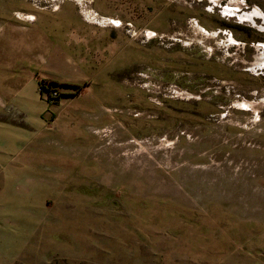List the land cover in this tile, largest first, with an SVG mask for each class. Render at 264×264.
Instances as JSON below:
<instances>
[{
  "label": "rangeland",
  "instance_id": "rangeland-1",
  "mask_svg": "<svg viewBox=\"0 0 264 264\" xmlns=\"http://www.w3.org/2000/svg\"><path fill=\"white\" fill-rule=\"evenodd\" d=\"M0 264H264V0H0Z\"/></svg>",
  "mask_w": 264,
  "mask_h": 264
},
{
  "label": "flooded vegetation",
  "instance_id": "flooded-vegetation-1",
  "mask_svg": "<svg viewBox=\"0 0 264 264\" xmlns=\"http://www.w3.org/2000/svg\"><path fill=\"white\" fill-rule=\"evenodd\" d=\"M255 16H258V13H253V14H249V15H246V16H242V17H240L242 20L243 19H250V20H253V18L255 17Z\"/></svg>",
  "mask_w": 264,
  "mask_h": 264
}]
</instances>
